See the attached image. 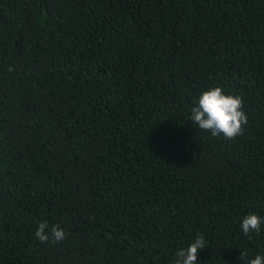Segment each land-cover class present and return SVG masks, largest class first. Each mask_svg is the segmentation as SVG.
<instances>
[{
  "label": "trees",
  "instance_id": "trees-1",
  "mask_svg": "<svg viewBox=\"0 0 264 264\" xmlns=\"http://www.w3.org/2000/svg\"><path fill=\"white\" fill-rule=\"evenodd\" d=\"M243 97L235 140L190 120ZM264 0H0V264L264 255ZM67 238L41 244L38 223ZM247 257L241 259L242 252Z\"/></svg>",
  "mask_w": 264,
  "mask_h": 264
},
{
  "label": "clouds",
  "instance_id": "clouds-1",
  "mask_svg": "<svg viewBox=\"0 0 264 264\" xmlns=\"http://www.w3.org/2000/svg\"><path fill=\"white\" fill-rule=\"evenodd\" d=\"M196 106L191 108L190 120L198 129L210 132L212 137H223L235 140L242 136L244 126L248 124V116L244 111L243 97L228 95L222 87H211L203 91L196 100ZM264 220L257 214H249L243 218L240 225L243 233L249 235L259 232ZM34 237L41 244L62 242L67 233L59 224L50 226L47 220L38 223ZM249 238L250 235H249ZM206 246L203 235H197L186 248H179L175 253L174 264H197L198 252ZM247 257V252L241 254V259ZM247 264H264V255L258 254L247 260Z\"/></svg>",
  "mask_w": 264,
  "mask_h": 264
}]
</instances>
